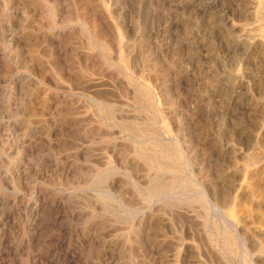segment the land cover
Wrapping results in <instances>:
<instances>
[{
	"label": "rangeland",
	"instance_id": "1",
	"mask_svg": "<svg viewBox=\"0 0 264 264\" xmlns=\"http://www.w3.org/2000/svg\"><path fill=\"white\" fill-rule=\"evenodd\" d=\"M0 264H264V0H0Z\"/></svg>",
	"mask_w": 264,
	"mask_h": 264
},
{
	"label": "bare ground",
	"instance_id": "2",
	"mask_svg": "<svg viewBox=\"0 0 264 264\" xmlns=\"http://www.w3.org/2000/svg\"><path fill=\"white\" fill-rule=\"evenodd\" d=\"M96 16H98V15H96ZM91 20V19H90ZM102 20V19H101ZM98 21H100V20H98ZM101 23V22H100ZM103 24V23H102ZM155 25V24H154ZM89 27H90V31H91V33L95 36V37H98V38H100L102 41H105V35H104V33L102 32V29H101V27H100V25H99V23L97 22V21H95L94 19L93 20H91V22L89 23ZM105 28V27H104ZM171 28H173V27H171ZM88 30V29H87ZM89 31V32H90ZM157 33H158V31H157ZM259 35V34H258ZM93 40V39H92ZM100 41V40H99ZM94 42V41H93ZM106 48V47H105ZM59 51V50H58ZM21 56H22V54H21ZM135 56V55H134ZM134 58V57H133ZM133 61H134V59H133ZM83 66V65H82ZM97 73V72H96ZM99 75V74H98ZM78 83V82H77ZM80 84V83H79ZM89 84V83H88ZM95 85V84H94ZM75 86V85H74ZM88 86V85H87ZM86 86V87H87ZM154 90V89H153ZM156 96V95H155ZM156 99V98H155ZM171 106V105H170ZM51 200V199H50ZM234 207H232L231 209H230V217L233 219V220H235L234 219V217H235V211H234V209H233ZM237 221V220H236Z\"/></svg>",
	"mask_w": 264,
	"mask_h": 264
}]
</instances>
